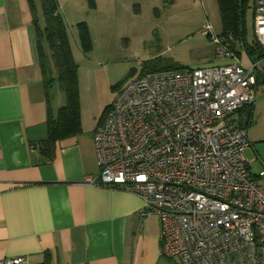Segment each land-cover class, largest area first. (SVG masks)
Segmentation results:
<instances>
[{
    "label": "built area",
    "instance_id": "2783aa9c",
    "mask_svg": "<svg viewBox=\"0 0 264 264\" xmlns=\"http://www.w3.org/2000/svg\"><path fill=\"white\" fill-rule=\"evenodd\" d=\"M264 50V0H253ZM206 34L222 64L139 75L115 96L93 135L88 183L138 196L159 222L160 256L182 264H264V187L249 171L236 115L255 99L264 58L244 65L230 34ZM0 264H32L27 257Z\"/></svg>",
    "mask_w": 264,
    "mask_h": 264
},
{
    "label": "crops",
    "instance_id": "0c3cea01",
    "mask_svg": "<svg viewBox=\"0 0 264 264\" xmlns=\"http://www.w3.org/2000/svg\"><path fill=\"white\" fill-rule=\"evenodd\" d=\"M0 0V261L32 264H182L160 256L159 222L140 217L142 200L97 186L93 135L101 124L40 151L48 106L36 42V0ZM46 49V44H44ZM244 65L250 57L240 53ZM61 107L50 102L52 114ZM249 109L237 113L246 121Z\"/></svg>",
    "mask_w": 264,
    "mask_h": 264
},
{
    "label": "rangeland",
    "instance_id": "374dc122",
    "mask_svg": "<svg viewBox=\"0 0 264 264\" xmlns=\"http://www.w3.org/2000/svg\"><path fill=\"white\" fill-rule=\"evenodd\" d=\"M77 65L81 122L105 120L117 93L130 81L148 71L186 69L222 64L215 44L206 34L223 32L217 0H57ZM38 24L44 26L40 0H36ZM35 5V3H34ZM253 6L244 12V40L236 49L246 54L252 45ZM46 49H48L46 44ZM264 69V65H260ZM50 95L65 103L56 72ZM100 124V125H101ZM250 145L245 150L249 171L264 170V83L256 86L245 127ZM264 187V177L257 178Z\"/></svg>",
    "mask_w": 264,
    "mask_h": 264
},
{
    "label": "trees",
    "instance_id": "16d2710c",
    "mask_svg": "<svg viewBox=\"0 0 264 264\" xmlns=\"http://www.w3.org/2000/svg\"><path fill=\"white\" fill-rule=\"evenodd\" d=\"M171 3L173 0H164ZM250 0H217L221 14L223 32L222 35L230 34L233 38L231 46L240 57V52L236 49L241 43V17L244 19V12ZM34 12L33 0H29ZM41 10L44 17V26L40 27L36 22V42L38 49L39 68L42 83L46 92L48 106L47 113V137L40 142V151L51 159L54 155L55 143L61 139L73 136L81 131V116L78 92L77 65L72 57L66 26L59 12L57 0H40ZM253 12L254 3L252 0ZM47 44L48 49L44 48ZM246 54L251 61L264 58V50L254 39L252 45L244 44ZM165 70V69H163ZM53 71L56 72L58 84L65 95V103L54 115L51 112L50 87ZM150 72V71H148ZM258 76V75H257ZM257 83H264L258 76ZM250 107L246 121L240 123L246 127L249 123ZM239 111V112H240Z\"/></svg>",
    "mask_w": 264,
    "mask_h": 264
},
{
    "label": "water",
    "instance_id": "95a60500",
    "mask_svg": "<svg viewBox=\"0 0 264 264\" xmlns=\"http://www.w3.org/2000/svg\"><path fill=\"white\" fill-rule=\"evenodd\" d=\"M241 39L244 40V19L241 17ZM258 76L264 81V73L258 71Z\"/></svg>",
    "mask_w": 264,
    "mask_h": 264
}]
</instances>
